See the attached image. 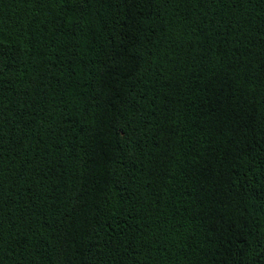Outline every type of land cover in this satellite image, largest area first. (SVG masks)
I'll return each instance as SVG.
<instances>
[{
  "label": "trees",
  "instance_id": "trees-1",
  "mask_svg": "<svg viewBox=\"0 0 264 264\" xmlns=\"http://www.w3.org/2000/svg\"><path fill=\"white\" fill-rule=\"evenodd\" d=\"M0 264H264V0H0Z\"/></svg>",
  "mask_w": 264,
  "mask_h": 264
}]
</instances>
